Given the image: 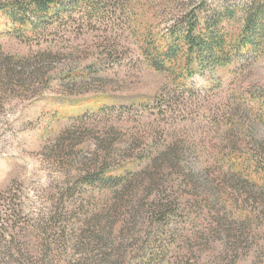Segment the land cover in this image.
<instances>
[{"label":"rangeland","instance_id":"rangeland-1","mask_svg":"<svg viewBox=\"0 0 264 264\" xmlns=\"http://www.w3.org/2000/svg\"><path fill=\"white\" fill-rule=\"evenodd\" d=\"M35 1L0 0V264H264V29L179 76L147 54L198 0Z\"/></svg>","mask_w":264,"mask_h":264},{"label":"trees","instance_id":"trees-1","mask_svg":"<svg viewBox=\"0 0 264 264\" xmlns=\"http://www.w3.org/2000/svg\"><path fill=\"white\" fill-rule=\"evenodd\" d=\"M198 1L196 6L182 7L179 11L180 16L174 19L165 33L154 38L151 48L148 47L152 53L147 56L157 69L167 71L179 69V76H182L185 71L192 72L194 62H197L199 67L223 66L235 61L242 50L250 47L255 39L260 38L264 29V21L259 8L250 7L245 12L241 35L238 38H229L230 34L223 21L226 17H232L235 11L228 7L220 11L206 9L203 7L205 0ZM52 3L49 0L32 2L40 14H46L52 9ZM14 7L17 11L12 15L27 12L26 8L23 9L20 4ZM110 179L115 180L113 177ZM116 250L115 257L117 258L122 251L119 247Z\"/></svg>","mask_w":264,"mask_h":264}]
</instances>
